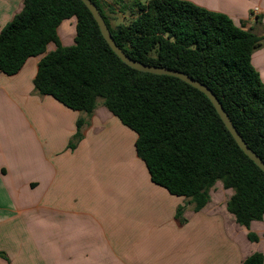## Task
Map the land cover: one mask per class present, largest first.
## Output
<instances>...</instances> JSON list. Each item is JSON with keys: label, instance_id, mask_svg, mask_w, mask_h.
Masks as SVG:
<instances>
[{"label": "trees", "instance_id": "16d2710c", "mask_svg": "<svg viewBox=\"0 0 264 264\" xmlns=\"http://www.w3.org/2000/svg\"><path fill=\"white\" fill-rule=\"evenodd\" d=\"M92 1L130 58L184 72L212 90L247 145L264 161V83L252 64L264 37L225 14L181 0L136 1L132 8L138 10L137 17L114 28L101 0ZM73 18L76 36L67 47L58 31ZM50 44L56 49L47 53ZM42 55L35 93L88 117L102 100L137 134V157L154 184L187 199L198 213L221 182L234 192L227 210L238 225L250 229L263 220L264 172L240 149L208 97L178 78L126 65L81 0H25L22 12L0 30V73L15 76L30 58ZM85 124L84 119L77 122L71 150L83 140ZM185 211L177 209L180 225L187 223ZM248 239L260 240L252 232ZM243 264H264V255L254 253Z\"/></svg>", "mask_w": 264, "mask_h": 264}, {"label": "crops", "instance_id": "0c3cea01", "mask_svg": "<svg viewBox=\"0 0 264 264\" xmlns=\"http://www.w3.org/2000/svg\"><path fill=\"white\" fill-rule=\"evenodd\" d=\"M24 1L0 0V30ZM181 1L264 37V0ZM45 55L30 58L15 76L0 73V264H243L264 255V218L250 229L238 225L227 210L234 192L221 182L196 213L187 199L152 182L136 154L137 134L103 102L88 117L36 94ZM252 64L264 83V45ZM80 119L84 138L71 150ZM179 207L185 225L176 219ZM250 232L259 242L248 239Z\"/></svg>", "mask_w": 264, "mask_h": 264}, {"label": "water", "instance_id": "95a60500", "mask_svg": "<svg viewBox=\"0 0 264 264\" xmlns=\"http://www.w3.org/2000/svg\"><path fill=\"white\" fill-rule=\"evenodd\" d=\"M88 10L93 15L96 23L98 24L100 31L107 41L111 49L114 53L129 67L142 72V73H149L159 76H170L174 78H178L181 81L189 84L193 88L199 90L203 94H205L208 99L212 102L213 106L215 107L218 115L224 122L226 128L240 147V149L264 172V161L247 145L243 137L235 128L231 118L224 110L222 104L216 97V95L210 90L206 85L202 84L201 82L195 80L194 78L190 77L188 74L184 72H180L177 70L165 68V67H157L148 64H144L142 62L136 61L130 58L115 42L110 29L103 18L100 10L98 9L97 5L92 0H81Z\"/></svg>", "mask_w": 264, "mask_h": 264}, {"label": "rangeland", "instance_id": "374dc122", "mask_svg": "<svg viewBox=\"0 0 264 264\" xmlns=\"http://www.w3.org/2000/svg\"><path fill=\"white\" fill-rule=\"evenodd\" d=\"M136 0H124V2L120 0H101L102 7L106 16L108 17L110 23L114 28L120 25H128L135 17L138 15V10L136 8H132L133 2ZM144 0H140L139 2H143ZM76 19L68 20L62 23L59 28V34L61 41L64 46H72L74 44V39L67 40V31L71 30L72 37L76 36V28L74 26L70 27V24H75ZM73 31V32H72ZM51 48V49H50ZM55 49V45L51 44L48 47V51H53ZM102 102V100H99ZM221 186V184H220ZM219 191L221 187H219ZM217 195L214 194V199L218 200ZM1 244L5 247L10 248L11 239H5L4 237L1 239ZM262 248H264L262 246Z\"/></svg>", "mask_w": 264, "mask_h": 264}]
</instances>
